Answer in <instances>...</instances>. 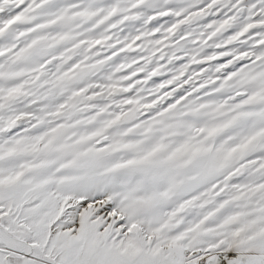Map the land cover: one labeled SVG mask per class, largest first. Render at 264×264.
Here are the masks:
<instances>
[{
    "label": "snow or ice",
    "instance_id": "1",
    "mask_svg": "<svg viewBox=\"0 0 264 264\" xmlns=\"http://www.w3.org/2000/svg\"><path fill=\"white\" fill-rule=\"evenodd\" d=\"M0 264H264V0H0Z\"/></svg>",
    "mask_w": 264,
    "mask_h": 264
}]
</instances>
